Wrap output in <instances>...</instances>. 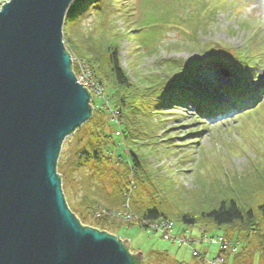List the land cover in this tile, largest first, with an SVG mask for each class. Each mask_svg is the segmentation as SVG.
<instances>
[{"label":"rangeland","instance_id":"1","mask_svg":"<svg viewBox=\"0 0 264 264\" xmlns=\"http://www.w3.org/2000/svg\"><path fill=\"white\" fill-rule=\"evenodd\" d=\"M91 3L81 20L82 33L97 45L120 44L122 66L133 81L148 84L154 78L160 79L156 88L159 108L152 125L148 124L159 131V135L152 140V149L141 150L137 144L126 142L114 107L111 78L104 81L95 73L96 79L91 65L83 62L72 46L65 43L74 58L77 78L92 96L96 125L108 136H113L108 153L107 149L103 148V151L113 158L107 165L108 173L118 174L116 188L111 179L102 182L92 179V190L112 203L103 206L97 203L98 199L93 201L90 197L91 206L84 181L94 172L91 168L73 171L81 146L76 141L77 132L68 137L58 161V174L62 176L69 208L83 225L128 241L132 254L144 255L143 264L168 262L162 256L150 254L165 251L177 255L176 261L183 264H213L220 259L218 244L222 237L236 245V253L229 251L221 257L225 259L224 264H264V217L259 213H256L251 231L241 229L239 225H197L190 227L194 236L183 233L188 244L182 245L160 230L167 226L166 220L159 222L161 226L157 231L155 224L149 226L130 212L133 209L137 213L142 205L152 206L160 197L172 200L169 195L172 187L184 199L189 191L208 194L211 185H231L234 178L264 179V79L257 95L262 97L260 102L243 114H224L211 121L188 106L191 97H206L215 102L227 100L226 96L218 95L220 88H237L247 84L259 70L264 73V0H93ZM72 37L77 43L79 33ZM198 44L205 48L215 46L218 50L206 53V50H199ZM248 46L257 51L255 58L261 64L256 65L259 68L256 67L255 72L233 67L235 62L229 60L225 65L227 69L219 65L216 56L220 52H227L229 57L230 47L237 55V50L244 51ZM195 59L201 61L196 64L197 69L189 68L186 76L170 77L169 63L176 62L180 66L187 63L194 67ZM223 68L228 73L219 74L217 70ZM79 130L90 131L91 125L86 123ZM131 151L146 161L147 175L153 176L152 183L138 181L136 185L135 175L131 176L130 182L127 181L130 184L128 191L121 198L116 193H123L126 186V179L121 177L125 171L122 163L128 161ZM154 180L160 184L157 186ZM255 186H249L252 194L243 189L245 196L241 197V202L249 196L261 197ZM121 200L125 201L123 208ZM260 203L257 200L250 207L256 210ZM242 208L246 209L247 205L242 203ZM128 216L132 220H128ZM99 219H104L105 223L101 221V225H96ZM169 223L176 237L181 229L189 230L178 220ZM195 253L198 256L194 257Z\"/></svg>","mask_w":264,"mask_h":264},{"label":"water","instance_id":"2","mask_svg":"<svg viewBox=\"0 0 264 264\" xmlns=\"http://www.w3.org/2000/svg\"><path fill=\"white\" fill-rule=\"evenodd\" d=\"M0 264H143L128 241L83 226L58 174L92 96L64 42L75 0H0Z\"/></svg>","mask_w":264,"mask_h":264},{"label":"trees","instance_id":"3","mask_svg":"<svg viewBox=\"0 0 264 264\" xmlns=\"http://www.w3.org/2000/svg\"><path fill=\"white\" fill-rule=\"evenodd\" d=\"M92 1L93 0H75L70 7L64 27L65 43L68 46H72L76 55L83 62H87L91 65V71L96 79L98 78L95 73H97L98 76L100 75L104 81L111 78L113 82L112 91L116 101L114 107L118 112L120 124L122 125V135L126 138V142L133 145L137 144L138 149L141 150L143 148L152 149L151 142L158 137L159 131L151 128L148 124L152 125L156 115L155 111L159 108L156 101V88L159 86L158 82L160 79L154 78L148 84H140L139 80H136V82L133 81L122 66L120 44L111 43L107 45H97L93 42L91 37L82 33V28L80 27L81 20L85 11L91 7ZM74 33H79V38L76 37L78 39L77 43H75L72 37ZM198 45L200 51L206 50V53L212 54L209 48H205L200 44ZM253 52L255 53L257 51L255 50ZM222 57H225V61H230L233 58L231 57V54L229 57L222 54ZM200 62L195 59L194 67L187 63L186 66L183 64L185 67L183 65L180 66V64L176 62L173 64L169 63L168 73L170 77L184 76L185 73L187 75V70H189V68L191 70L197 69L196 64H199ZM73 71L76 74L74 66ZM235 95L240 96L242 93L241 91L236 90ZM190 100H192L191 106L194 105L202 111L204 106L203 101H201L200 98L191 97ZM87 123L88 125H91L90 131L78 130L76 133V141L81 147L80 150H78L77 160L73 167V171L83 168L93 169L94 173L92 177L87 176L84 181L86 197H88L89 201L90 197H92L93 201L94 199H98L97 203L103 204V206L104 204L110 206L112 202L103 198L92 189H94V178H97L100 182L106 179H111L113 181V186L115 188L117 187V182L115 180L116 175L118 176V174L113 172L108 173L106 169L113 161V158L106 156V152L103 151V148L107 149L108 153V145L110 141H112L113 136H108L103 128H98L94 111L91 119ZM119 160L121 161L120 158ZM122 164L125 167V171L121 177L124 180L126 179V186L123 193L122 191H118L116 195H119L121 198L124 197L125 192L128 191V186L130 185L129 182L131 176L135 175L136 185L138 181L142 184L152 183L153 176L147 175L148 167L146 161L140 159L132 151L128 155V161ZM59 169L60 167L58 168V171H60ZM59 176L62 179V176ZM128 180L129 182H127ZM153 182L154 184L156 183L157 186L160 184L157 183V180H154ZM251 184L256 185L255 190L261 192V197L256 195L249 196L247 200L241 202V197L243 198V196H245L242 194L243 189H246L249 194H252V191L249 189ZM210 187H212V189L208 194L202 192L199 194L192 190L189 191L187 197L184 199L181 198L179 191L172 187L169 193V195L172 196L171 199L173 198L172 200H167L166 197L165 200H162L161 197L158 196L157 198L160 197L158 203L154 202V204L149 207L142 205L137 213L134 212L133 209H130V212H133L135 216L140 217L143 223H156L161 220L170 222L175 219L187 227H194L197 225H213L216 227L239 225L241 226V229L246 231L253 230L252 226L255 222L256 213H259L264 217V179H251L246 176L241 177L240 179L234 178L233 184L231 185L228 183V185L225 186L222 183H217ZM257 200L261 201V203L255 210L254 208H251L250 205L256 203ZM122 202L124 203L125 201L121 200V208H123L124 205ZM242 203L247 205L246 209L242 208ZM89 204L93 206L91 201ZM78 220L80 221V219ZM101 221L102 223H105L104 219H99L96 225H101ZM81 224L83 225V223ZM236 244L240 245L239 242H236ZM234 253H236V251ZM225 254H227V252H220L219 256L223 257Z\"/></svg>","mask_w":264,"mask_h":264},{"label":"built area","instance_id":"4","mask_svg":"<svg viewBox=\"0 0 264 264\" xmlns=\"http://www.w3.org/2000/svg\"><path fill=\"white\" fill-rule=\"evenodd\" d=\"M4 3V1H1V3H0V6L2 5ZM73 61H74V58H73ZM79 80V82L82 84V82L80 81V79H78ZM128 218V220H132L131 219V216H128L127 217ZM168 224H167V226L165 227V229L164 228H162V229H160L161 231H163L168 237H170L171 239L173 238V240L174 241H176V242H178V243H180V244H188V241L186 240V238H176V237H174L173 236V234H172V230H171V223H169V222H167ZM145 224H147V225H149V226H151V225H153V224H155L156 225V230L157 231H159L158 230V228L161 226L160 225V223L159 222H156V223H145ZM190 243H192V242H190ZM217 244H218V242H217ZM218 245H220L221 246V249L223 250V251H228V250H230V249H232V244L231 243H229L225 238H221L220 239V243L218 244ZM196 255V254H195ZM213 264H223V259L222 258H220V259H216L215 260V262L213 263Z\"/></svg>","mask_w":264,"mask_h":264},{"label":"crops","instance_id":"5","mask_svg":"<svg viewBox=\"0 0 264 264\" xmlns=\"http://www.w3.org/2000/svg\"><path fill=\"white\" fill-rule=\"evenodd\" d=\"M191 233V236H194V231H193V229L192 228H190L189 227V230H185V229H181L180 231H179V234L180 235H178V236H183V233ZM182 234V235H181ZM150 254H155L156 256H159V257H163V259H165V260H167L168 262H161V264H183V263H181V262H178V261H176L177 260V255H172L169 251H165V252H163V253H157V252H151Z\"/></svg>","mask_w":264,"mask_h":264}]
</instances>
